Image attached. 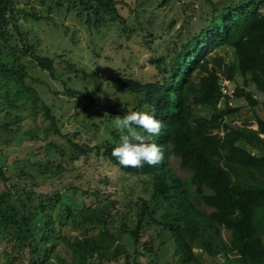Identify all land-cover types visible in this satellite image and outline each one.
<instances>
[{
	"label": "trees",
	"instance_id": "16d2710c",
	"mask_svg": "<svg viewBox=\"0 0 264 264\" xmlns=\"http://www.w3.org/2000/svg\"><path fill=\"white\" fill-rule=\"evenodd\" d=\"M205 1L211 9L201 29L186 36L168 55L152 58L157 69L153 80L112 79L133 96L137 110L117 104L104 108L109 121L112 120L109 117H123L127 110L148 111L163 121L165 127L153 141L164 146V161L142 169L123 168L112 156L121 134L113 130L112 138L98 145L79 142L64 134L73 153L69 159L62 153V159L54 164L50 173L59 178L79 156L104 157L124 173L145 177L150 186L149 197L135 202L132 226L122 225L123 231L142 249L152 251L146 229L157 226L158 237L167 238L173 245L175 264H213L218 260L222 261L219 264H254V261L264 264V116H256L257 128L247 124L230 126L224 120V116L238 110L230 104L231 98H242L252 109L259 104L248 88L250 84L264 96V14L258 11L264 6V0H230L225 4ZM118 3V0H68L80 15L85 13L88 25L95 26L106 18H122ZM18 12L36 20L47 17L19 11L15 0H0V71L7 73L0 78V99L5 104L3 116L10 117L4 119L1 126L7 129L21 121L18 100L28 93L33 107L40 108L47 121L44 133L52 130L60 133L50 107L26 86L25 67L2 60V56L9 57L2 44L9 24L22 42L20 48L11 49L13 59L18 60L20 55L27 57L34 49L20 31ZM219 46L230 47L234 59L225 62L217 58V65L209 66L208 54ZM32 56L39 67L53 70L50 57L34 53ZM235 72L244 79L229 97L222 93L221 82L222 79L233 80ZM100 86L101 82L90 92H68L90 104L95 102ZM221 100L224 108H217ZM197 104L214 111L209 117H195L192 105ZM29 133L32 138L36 137L32 131ZM55 150L56 144L50 142L45 146V155ZM172 157H178L180 167L189 172L187 179L173 171ZM24 176L26 180L21 179ZM29 176L22 170L19 175L8 177L0 168V241L5 245L0 254L2 264H63L64 258L58 263L51 261L53 250L59 242L70 246L76 239L83 242L86 252L92 250V254L87 258V254L73 253L70 264H91L93 254L97 257L96 264H139L137 250L131 252L114 241L113 231L108 227L114 221L108 220L113 213V200L105 196V186L83 187L72 180L57 179L60 181L52 182V188L44 192L35 190L38 184ZM7 180H11L10 186L5 185ZM100 182L107 185L109 180L104 176ZM79 190L84 196L81 203L73 199V193ZM196 201L211 210L199 207ZM56 207L64 213L58 211L54 215ZM96 222H109L98 234L101 245L103 241L112 240V247L107 244L102 249L89 233ZM223 229L228 231V238L223 236ZM195 242L201 249L200 256L193 250ZM154 255H158L157 252Z\"/></svg>",
	"mask_w": 264,
	"mask_h": 264
},
{
	"label": "rangeland",
	"instance_id": "374dc122",
	"mask_svg": "<svg viewBox=\"0 0 264 264\" xmlns=\"http://www.w3.org/2000/svg\"><path fill=\"white\" fill-rule=\"evenodd\" d=\"M118 1V12L122 18L114 20L106 18L101 25L95 26L88 25L85 22V13L80 15L71 4H68V0H15L19 11L22 9L47 17L36 20L31 17L25 18L18 12L16 18L20 31L25 33L27 42L33 44L34 49L31 50V55L27 57L20 55L18 60H14L11 49L14 46L20 48L22 42L9 24L6 37L2 39L9 57L2 56V60L25 67L26 86L32 88L50 107L51 113L56 117V126L60 133L53 130L44 133L47 121L40 108L33 107L27 98L28 93L18 100L17 109L23 116L21 121L6 129L1 123L10 117L3 116L5 104L3 105L0 99V168L8 177L17 176L22 170L25 171L37 182L38 185L35 186L37 191H49L52 182L60 180H72L74 184L83 187L105 186V196H110L113 200V213L108 220L112 218L114 221L110 224L108 222L109 226L107 223L96 222L89 232L101 248L104 249L107 244L112 247L115 241L131 252L137 250L139 264H175L173 245L167 238L158 237L157 226L146 229V233L151 237L153 253L142 249L122 229L123 224L127 227L132 226L135 202L140 198L149 197L150 186L145 182V177L124 173L101 156L88 158L79 156L72 167L58 175L57 179L60 180L50 173L54 169V164L60 161L62 153L65 159H69L73 153L64 134H69L73 139L89 145H98L112 138L113 130L121 134V130L114 125V118L109 117L111 121L106 118L105 106L117 104L137 110V104L133 96L112 79L131 77L141 81L153 80L157 75V69L152 58L168 55L186 36L197 33L204 25L211 9L205 0ZM213 1L225 4L230 0ZM33 53L50 57L53 60V70L50 72L39 67L32 56ZM208 56L211 57L209 66L217 65V58L225 62H232L234 59L233 50L227 46L216 47ZM6 74L5 71H0V78ZM243 79L239 72H235L233 80H222L224 83L228 82L232 95L234 88L237 85L241 86ZM99 82L100 91L94 103L88 104L86 99H77L68 92V90L90 92ZM248 88L254 93L259 104L252 109L242 98H231L230 104L237 106L238 110L224 116L225 122L230 126L247 124L249 127L257 128L256 116H264L263 94L255 90L253 84ZM231 95L229 97H232ZM217 108H224L223 100L218 103ZM213 111L214 109L209 106L192 105V114L195 117H209ZM30 131L35 133L36 137L32 138L29 135ZM50 142L56 144L57 150L51 155H45V146ZM47 161L50 164L46 165ZM170 163L177 175L184 179L188 178L189 172L180 167L178 157H172ZM48 166L50 170L45 169ZM104 176L109 180L107 185L100 182ZM21 179L26 180L25 176ZM1 185L0 177V187ZM73 194L74 201L78 203L84 201L80 190ZM196 203L201 208L211 210L199 201ZM58 211L59 214L64 213V210H58L56 207L53 210L54 215ZM56 220L59 221L58 217ZM58 221H55L57 225ZM104 225L113 231L115 240L103 241L101 245L98 231L103 229ZM222 232L223 236L228 238V231L223 229ZM68 245L59 242L53 250L51 261L56 260L58 263L64 258L63 264H70L69 259L73 253L78 256L87 254V258L92 254V250L86 252L80 239ZM4 246V242L0 241V254ZM193 250L198 256L201 255V249L196 242ZM154 252L158 255H154ZM96 259V254H93L89 262L96 264ZM2 262L3 258L0 259V264ZM221 262L218 260V263L213 264ZM253 263L263 264L257 261Z\"/></svg>",
	"mask_w": 264,
	"mask_h": 264
},
{
	"label": "clouds",
	"instance_id": "9594fccd",
	"mask_svg": "<svg viewBox=\"0 0 264 264\" xmlns=\"http://www.w3.org/2000/svg\"><path fill=\"white\" fill-rule=\"evenodd\" d=\"M264 14V6L259 10ZM114 125L121 130L118 145L112 156L123 168L142 169L145 165L156 166L165 159L164 146L153 141L165 127L163 121L148 111L127 110L123 117H114Z\"/></svg>",
	"mask_w": 264,
	"mask_h": 264
},
{
	"label": "built area",
	"instance_id": "2783aa9c",
	"mask_svg": "<svg viewBox=\"0 0 264 264\" xmlns=\"http://www.w3.org/2000/svg\"><path fill=\"white\" fill-rule=\"evenodd\" d=\"M224 80H222V82H221V91H222V93L223 94H227V95H230L231 94V92H230V89H229V84H228V82L226 81V83H224L223 82ZM10 183H11V180H7L6 182H5V185L6 186H10Z\"/></svg>",
	"mask_w": 264,
	"mask_h": 264
}]
</instances>
